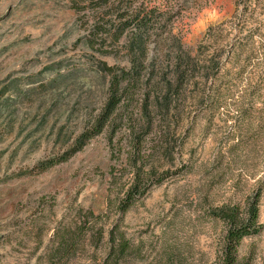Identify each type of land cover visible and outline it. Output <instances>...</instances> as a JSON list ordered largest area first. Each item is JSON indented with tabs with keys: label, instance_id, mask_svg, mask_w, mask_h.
Instances as JSON below:
<instances>
[{
	"label": "rangeland",
	"instance_id": "obj_1",
	"mask_svg": "<svg viewBox=\"0 0 264 264\" xmlns=\"http://www.w3.org/2000/svg\"><path fill=\"white\" fill-rule=\"evenodd\" d=\"M75 3L0 0V264H220L226 223L214 212H242L256 193L259 231L236 264H264V0L177 17L174 32L218 69L185 88L169 144L155 129L135 150L124 101L114 134L30 172L93 122L101 61L125 64L85 44Z\"/></svg>",
	"mask_w": 264,
	"mask_h": 264
},
{
	"label": "trees",
	"instance_id": "obj_2",
	"mask_svg": "<svg viewBox=\"0 0 264 264\" xmlns=\"http://www.w3.org/2000/svg\"><path fill=\"white\" fill-rule=\"evenodd\" d=\"M211 1L164 0L157 4L152 0H83V6L73 4L75 11H83L85 44L101 54L121 57L125 64L101 61L98 72L107 78V87L93 122L80 132L68 150L40 161L30 172L39 173L66 161L106 128H112L114 134L124 101L127 106L134 102L133 110H136L131 122L135 150L139 151L142 136L155 129L164 132L163 141L169 144L171 123L185 88L197 80L204 83L218 69L216 56L205 57L206 46L188 47L184 29L174 32V22L182 13L199 12ZM235 3L238 7L245 0ZM214 28L210 27L209 31ZM132 188L137 190V184L129 191ZM258 201L259 193H256L242 212L237 207L214 212L215 217L226 223L220 264H236L240 240L259 231Z\"/></svg>",
	"mask_w": 264,
	"mask_h": 264
}]
</instances>
